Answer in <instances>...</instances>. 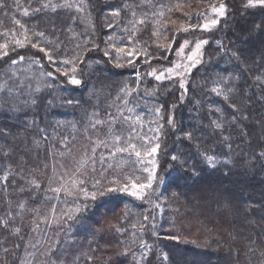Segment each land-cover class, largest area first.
Wrapping results in <instances>:
<instances>
[{
	"label": "snow or ice",
	"instance_id": "snow-or-ice-1",
	"mask_svg": "<svg viewBox=\"0 0 264 264\" xmlns=\"http://www.w3.org/2000/svg\"><path fill=\"white\" fill-rule=\"evenodd\" d=\"M144 4L149 5V7H155L153 0H141L140 5L134 6L132 4H125L123 8L109 6L106 9H102V15H105V20L107 21L106 26L111 29L115 25L109 20V16L114 20L117 18H123L121 16L122 11H128L131 14V19L127 22L133 26L145 24L149 22L148 12L142 11L137 13L136 7H141ZM89 4L86 0H28L27 6H24L21 0H12L11 4H8L6 0H0V12L3 15L8 16L9 12L13 13L12 21L16 25V29L7 30L4 34L11 33L12 40L14 42V47H9V43L0 44V60L4 61L5 65L8 67L0 72V117L3 118L7 123H0V171L3 175L0 176L2 180L3 192L8 195L9 200L7 203H11L10 197L12 193H18L21 197L27 194V200L19 205L21 212L25 210H30L33 219L29 232L37 233V238L32 240H27L24 237L21 239L24 241L25 248V258L19 260V264H69L67 260V254L61 250V240L58 239L60 233L63 231V224L67 221L76 220L80 222L84 217L80 216L82 209H86V204L75 205L68 211H64L57 215L56 213V203H51L52 201L67 203L66 199L61 201L62 197H75L79 199L80 193H83L85 199L95 200L97 195L103 196L105 192H113L118 188L120 191L127 192L130 196H134L139 200H145V197L149 201L152 200L155 193L153 185L157 183V169L159 167L157 161L153 158L148 161L152 165L151 168L145 167L144 172L147 173V177L143 182L140 181L139 177L132 179L131 177H126L127 182H121L116 179L108 181V185H102L100 179H94L92 187L95 191L89 193L85 185L88 183L90 173L87 169L91 165V173H97L103 176L106 169L103 167L107 158L115 156L117 153L127 152L129 155L134 154L137 158L143 160V157H155L161 148V143L159 142L160 136L166 134L165 124H167L172 131H176L175 123V112L174 107L168 115L167 119L164 120L162 111L164 110V105L161 104L154 110V115L158 118L153 123L157 124L155 129V136L153 137L157 142L154 146L151 145L152 139L149 137H143L146 144H141L138 146L136 143L132 142L133 136L136 133V128L133 125V113L135 121H141V114L135 112V108L138 105L133 104L129 97L132 96L135 89H128L125 87L122 89L123 95H118L115 97L113 103L108 105L109 109L114 108L115 111L108 110L104 113L106 118H101V109L97 106H93L91 112L85 110L84 119L87 121L84 124V132L90 141L91 154L82 158L77 167L74 170H63L65 168L63 163L59 165L53 164L51 168V175L47 177V183L44 184L40 181L37 176V172L46 171L49 167L47 163H43L41 166V152L40 149L44 145L51 147V136L47 127H41V119L35 115V111L39 110L40 104L42 102V96L40 95L43 89L51 88L53 85L48 81V77L53 80L59 79L55 76L53 72H41L40 76L45 77V79L40 80L35 77L21 78L17 74L16 65L21 64L25 61L27 54H21L17 52L18 48H30L35 49L36 52L41 53L42 56L36 57L35 54L30 57V63H35L43 68L42 61L47 60L51 65L54 66L55 72L59 73V76L65 78V82L72 86H81L84 81L82 76H78L83 72V69L79 68V65L84 63V55L88 51H92L94 48H98L99 45L94 41H85L83 44H77L76 51L72 58L59 59V55L62 52L59 41V37L56 33L62 31V29L57 27V19L59 17V10H75L77 14L84 12ZM161 8L164 5H160ZM212 16L208 18L205 23L189 25L188 27H182V30L187 32L189 28L195 30V28H200L203 31H211L220 24L221 18L225 20L227 24L229 20L237 14V9H233L229 12L230 5L225 2V0H218L216 4L210 5ZM261 9L264 11V0H240V5L238 9V14L241 18L254 15L252 10ZM19 10L21 15L29 18H36V22L32 27H28L21 20L16 19L14 13ZM172 9L169 8V11ZM51 13L52 16L48 17ZM91 13H89V16ZM159 16H163V12L158 13ZM47 17V27L42 30L39 27V22L42 18ZM83 20L81 16H69L71 23H75L77 19ZM175 23V21H172ZM237 23L238 33L236 34L231 46H225L222 42L217 41V47L223 49L225 54H229L230 59L234 62H241L245 67H259L264 68V19L259 21L252 20L246 22L245 25H239L237 21H232ZM250 25V26H249ZM70 27V25H66ZM19 29V33H17ZM127 31V29H125ZM134 31L131 35H134ZM154 35L158 33L154 32ZM48 35H52L55 39H48ZM19 37V38H18ZM35 37V39H33ZM109 40L112 39L110 36ZM166 39V37H165ZM256 42H259V47L254 48ZM131 43V39H129ZM175 39L169 41L166 45H160L161 48L167 53L172 49ZM107 44V41H105ZM209 40L201 38L194 42V48L190 51V54L185 53V49L189 45V41L185 39L181 45L176 48L175 54L179 56H186L188 63L180 64L175 63L174 67H169L165 72L157 74L155 70H152L149 75L153 76L156 80L172 79L174 72L177 69H182L181 72H176L179 77L177 80L178 88L180 91V103H184V98L187 95L186 77L190 76V69L196 67L198 64L202 63V48L204 45H208ZM235 45H246L247 47H235ZM118 53H125L128 57L127 62L129 64H134L135 61L131 59L132 57L139 58V54L135 49L130 51H125L124 47L116 48ZM254 52V54H253ZM11 53H16L15 57L11 56ZM145 57H148L146 51L143 52ZM104 56L111 59V54L109 51L104 50ZM247 57V58H246ZM8 58V59H5ZM166 59L167 56L161 57ZM100 61H96L99 63ZM145 63L149 60L146 58ZM71 65V67H65ZM116 66H121L117 62ZM90 67V64H89ZM140 79V74L137 72V80ZM234 79H239V77H224L222 81H215L217 86L210 89L218 97H222L224 101L228 103V107L231 109L230 112L225 113L222 109H215L214 111L218 113L207 127L211 128L212 134L216 136L217 140L227 149L225 155L230 156L233 151V136L232 132L239 129V141L236 142V148H240V144L246 143L249 148L253 147V135L249 130L247 125H241L242 121H248L253 125L254 130H258L257 139L260 141L259 149L254 152H246L241 159L243 165V173L248 174L252 172L254 175L264 174V114L261 110H264V74L256 73L253 76V82L260 87L259 93L249 94L246 91V87H239L234 84ZM221 83L227 85L226 88L219 86ZM234 87L239 89L240 102L229 95L233 93ZM56 99H48L46 101V107L51 108L55 105ZM61 103L64 105L76 106L81 105V101L74 100L70 97L62 98ZM132 105L129 107V105ZM200 102L197 101V105ZM254 105L258 106L257 110L254 112ZM198 110V109H197ZM209 111L212 112L213 109L209 107ZM163 121V122H161ZM117 125L129 127V133L127 137H124L121 132L117 129ZM75 127V124H73ZM100 128H106L103 133V138L97 137L93 138L91 133L98 132ZM152 131V129H149ZM74 139V138H73ZM177 139H187L192 142L195 139L194 131H183L181 130ZM60 143L63 148L69 147V140L67 137H61ZM199 142L197 141V145ZM104 147L108 150V156L106 157L103 153L100 155L99 159L96 156L97 148ZM44 151L47 153L48 148ZM71 149H69V152ZM243 151V149H241ZM201 158L212 168H217L218 166H224L227 171L224 172L225 176H228L232 172V167L235 166L234 161L230 158L219 159L214 154H208L206 151H201ZM55 153H52V158L55 159ZM60 156L64 153L60 152ZM173 161H178L185 168L187 167V161L181 160L177 155L173 154L171 156ZM32 160L33 163H29ZM100 163L101 168L99 171L96 168V164ZM111 167V165H109ZM259 168V172H255L256 168ZM193 174H198L195 169H193ZM12 178L13 183L9 184V179ZM260 183L264 185V180ZM115 186V187H114ZM11 188V192L9 189ZM153 190V191H149ZM43 193V195H41ZM51 193V195H48ZM175 195V193H173ZM260 199H252L243 201L244 207H240L235 201L232 193L223 192L219 194L216 198V203L219 207V211L224 213L226 216H243V223L240 225V231L249 233L244 239L247 240L249 245L246 248L248 254H255L259 259V264H264V192L260 194ZM44 200L49 203L50 209L41 216L40 207L35 206V204L29 209L28 202ZM156 208H160L159 204H154ZM20 213H14L8 211L4 217H0V228L7 231H11L13 234L20 237L23 229L21 227L15 226L16 216ZM144 220L149 221L150 217L145 216ZM155 218H151L152 228H156ZM233 223L235 220L233 219ZM56 225L53 228V225ZM43 226V227H42ZM144 227V225H142ZM52 232V236L49 240L52 242L45 241L44 237L48 235V232ZM70 231V229H69ZM117 231H121L117 229ZM155 234V233H154ZM254 237V238H252ZM175 239H178L176 237ZM233 239H236L233 236ZM252 245H255L254 247ZM21 244L14 245L13 252L21 248ZM143 247L151 251V245L143 244ZM32 249V251H28ZM9 249H5L8 252ZM230 252L233 249L230 247ZM130 253L129 248H124L121 251H117L115 255L117 257H128ZM235 254L239 256V251L235 250ZM134 257V253H133ZM78 259V257H77ZM91 259V257H89ZM141 261L145 264H150L148 258V252H141ZM163 260H168V255L163 254ZM139 264V262H135Z\"/></svg>",
	"mask_w": 264,
	"mask_h": 264
},
{
	"label": "rangeland",
	"instance_id": "rangeland-1",
	"mask_svg": "<svg viewBox=\"0 0 264 264\" xmlns=\"http://www.w3.org/2000/svg\"><path fill=\"white\" fill-rule=\"evenodd\" d=\"M95 6L91 0H86L89 4V7L84 10V12L77 14L75 10H71L70 12L67 10H59V17L56 21L57 27L62 29L56 33V36L59 37V41L62 42L60 47L62 52L59 55V59L65 58H72L76 51L79 49L76 48L77 44H83L85 41H94L96 44L99 45L98 48H94L92 51L89 52V56L92 58L94 54L101 50L104 53V50H107L111 54V59H108L107 63L99 62L97 59H91L85 63V67L79 65L80 69H83L81 74L78 76H82L83 81L88 79L87 68H94L97 66L100 72H104V75L109 76L110 68L107 65H110L111 69L113 70H131L134 72L126 73L124 76H118L117 79H113V85H108L105 88V91L100 92L98 89L94 88L92 85L88 88L85 87L86 91L82 94L83 98L80 99L79 96H73L72 99L81 101V105L79 107L64 105L61 103L62 98H68L69 90L74 89L78 92H81L84 89V83L81 86H72L65 82V78L63 76H59V73L55 72V68L51 65L46 59L42 61L43 68L35 63H30V59L27 60V64H17L16 70L17 74L23 79L26 77H35L37 79L43 80L45 77L40 76L41 72H53L55 76H58L59 79L53 80L51 77H48V81L53 85L51 88L43 89L42 99L44 101V106L46 105V101L48 99H56V103L54 107L57 108V112L50 115V119L45 121V123L49 122L53 125V130L48 129L51 135V147L48 145L45 148H48L47 159L42 160L41 157V165L43 163H47L49 165L48 169L43 172H38L40 176L44 179L45 184L47 183V177L51 175V168L53 164L59 165L63 163L65 168L63 170H74L77 167L78 162L85 158L87 155L91 154V145L90 141L87 138L84 132V124L87 122L84 119L85 110L91 112L93 106H97L101 109V118H106L104 113L108 110L115 111L114 108L109 109L108 105L113 103L115 97L118 95H123L122 89L127 87L128 89H135L136 91L133 92L132 96L129 99L132 101L133 104L138 105L135 108V112L141 114V121L137 122L134 119L133 113V125L136 128V133L133 136L132 142L136 143L138 146L141 144H146L143 137H149L152 139L151 145L146 146H154L157 142L153 137L155 136V129L157 127L156 121L158 118L154 115L153 111L155 108L160 106L158 103V94L165 95L171 91L172 94H176V97H179L180 101V89L178 88L177 80L179 77L176 75V72H181L182 69H177L176 72L173 74L172 79H164L156 80L153 76L149 75L152 70H155L157 74L161 72H165L166 69L169 67H174L175 63L185 64L188 63L186 60V56H177L175 54L176 48L178 45H181L185 39L189 41L188 47L185 49L186 54H190V51L194 48V42L205 38V34L214 31L216 28H213L211 31H203L200 28H189L187 32L182 30V27H188L189 25H196V24H203L206 22L208 18H211L212 12L210 5L216 4L212 3L210 5L204 6V8L195 14L196 18L192 24L188 23V20L185 17H181L180 20H173L175 23L165 20L164 17L168 13L173 12V10L178 9L184 0H153V4L155 7H149V5L144 4L141 7H136L137 13H141L142 11L148 12L149 22L145 24L137 23L135 25V29L131 24H128V20L131 19V14L128 11H122L121 18L112 19L110 16L108 17L109 20L115 25V27L109 29L106 24L107 21L105 20V15H108L105 12L102 15L101 10L106 9L109 6L112 7H121L127 3L132 4L134 6L140 5L141 0H94ZM12 3V0H10ZM24 6H27L28 0H21ZM57 2H61V0H57ZM160 5H164L163 8ZM169 8L172 10L169 11ZM159 12H165L163 16H159ZM179 15L183 14V9H180ZM89 13L91 15L89 16ZM101 16V25H102V42L97 43L95 38L90 39V33L93 32L95 15ZM186 14V13H184ZM13 13L10 14L12 18ZM15 18L21 20L23 23L28 25V27H32L33 24L36 22L26 23V17L21 15V12L17 10L15 13ZM188 16V14H186ZM52 16V14H50ZM69 16H81L84 19H77L75 23H71ZM223 19V18H221ZM70 25V27L66 26ZM11 29H16L12 27ZM42 30L46 28L41 27ZM127 29V31L125 30ZM134 31V35L131 33ZM156 32L158 35H154L153 33ZM17 33H19V29H17ZM95 33V32H94ZM112 37L109 40V37ZM166 37V39H165ZM19 38V37H18ZM48 39H55L54 36L48 35ZM35 39V37H33ZM129 39H131V43H129ZM175 39V43L172 46L170 52H165L160 45H166L169 41ZM107 41V44H105ZM9 43V47H14V42L12 40L11 33L2 34L0 35V44ZM177 44L176 47L174 45ZM206 45L202 48L203 50ZM124 47L125 51H130L135 49L138 54L139 58L132 57L135 61L134 64H129L127 62L128 57H126L125 53H118L116 48ZM24 49V48H18ZM146 51L148 53V57L143 55V52ZM18 52V51H17ZM31 54H35L36 57L42 56L41 53L36 52L35 49H31ZM87 52V53H88ZM12 54V53H11ZM27 55V57H32V55ZM167 56L166 59H162L161 57ZM170 56V57H169ZM148 59L149 62L145 63L144 60ZM2 60H0L1 62ZM159 61V62H157ZM3 62V61H2ZM117 62L121 66H116ZM82 66V67H81ZM199 66L193 67L190 69V73L192 74L193 71ZM8 67V65L4 66L2 72ZM71 67V65L65 66ZM86 68V69H84ZM35 69V70H34ZM142 69V70H141ZM1 70V69H0ZM1 72V71H0ZM137 72L140 74V79L137 80ZM120 77V78H119ZM190 76L186 77V85L188 83V79ZM62 81V82H61ZM151 83V85L149 84ZM56 83V84H55ZM166 86V87H165ZM65 87V89H64ZM69 88L67 91L66 88ZM165 87V89L163 88ZM62 88L64 89L65 94L62 92ZM46 95V98L44 96ZM132 105L130 104L129 107ZM174 104L164 106V110L162 111L163 117L167 119L168 115L170 114L171 110L173 109ZM45 109L47 107L45 106ZM176 109V106L174 107ZM45 113L50 114V110H45ZM163 122V121H161ZM75 124V127H73ZM117 129L121 132L124 137L128 136L129 127L127 125L116 126ZM152 129L150 131L149 129ZM171 128L165 124V132L166 134L160 136L159 142L161 143V148L156 154L155 157H143V160L137 158L134 154L129 155L127 152L125 153H117L115 156L109 157L106 159L103 167L106 169L104 171L103 176L98 175L97 173H91V165L87 169L88 173H90L91 178L85 177L88 179V183L85 187L88 189L89 193L95 191L92 187L93 178L100 179L102 181V185L107 186L108 181L112 179H116L121 182H127L126 177H131L135 179L136 177L140 178V181L143 182L144 179L147 177V173L143 171L145 167L151 168L152 165L148 163L149 160L155 159L159 165L157 169V176L158 181L156 184L153 185V189L157 195L152 196V200L149 201L147 197L145 200H139L134 196H130L127 192L120 191L119 188L113 192H105L103 196L97 195L95 200L85 199L83 193H80L79 199L75 197H62L61 201L65 200L67 203L52 201L51 203H56V213L59 215L64 211H68L70 208H73L75 205L86 204L87 208L82 209L80 212V216L84 217L83 220L77 222L76 220L67 221V223L63 224V231L60 233L58 239L61 240V250L67 254V260L70 262L78 253L79 246L76 247L74 244L75 239L80 236L82 233H90L91 236L97 239V236L102 235L103 241L102 249L105 250L106 247L109 246L113 247L114 249H119L118 251L123 250L124 248H129L130 253L129 256L124 259L127 264H135V262H139V264H144V261H141V252H148V257L152 255L154 251H156V258L159 264H166V261L163 260V251L155 249L150 243H146L147 245H151V251L143 247L144 237L148 233H153L155 230H166L173 233V218L170 214L169 210L170 207L167 206L168 202L164 199V194L162 195L161 189L165 185V172L161 170L162 165V157L163 154L166 153V137L170 133ZM65 131V132H64ZM106 131V128H100L98 132H92L91 135L93 138L97 137L98 135L100 138H103V133ZM61 134L64 137H67L69 140V147L63 148L60 139ZM74 138V139H73ZM69 149L71 151L69 152ZM63 152L64 155L60 156L59 153ZM52 153H55V159L52 158ZM104 154L106 157L108 156V150L104 147H98L96 156L99 159L101 154ZM33 163V162H31ZM30 163V164H31ZM111 165V167H109ZM96 168L99 171L101 168V164L97 163ZM166 168H164L165 170ZM167 171V170H166ZM3 175V174H2ZM1 175V176H2ZM115 187V186H114ZM150 192L153 190H149ZM48 195H51L49 193ZM119 203V209L116 211L114 208V204ZM154 204H159L160 208H156ZM144 205V207L140 210L139 207ZM50 209V205L46 202L45 209H40L41 216L48 212ZM172 210V209H171ZM116 211L121 213L119 217L114 216L112 217V213ZM21 212V210H20ZM145 216H149L150 220H144ZM155 218L156 228H152L151 218ZM144 225V227H142ZM43 227V226H42ZM56 225H53L55 228ZM70 229V231H69ZM120 229L121 231H117ZM177 235V233L175 234ZM52 236V232L49 231L48 235L44 237L45 241L52 242L49 240V237ZM37 233L31 232L30 237L28 240H32L33 238H37ZM181 238V237H180ZM176 239L177 241L185 242L183 237L182 239ZM94 244H97L96 242ZM95 246L93 247V249ZM32 249H28V251ZM80 250V249H79ZM81 251V250H80ZM160 251V252H159ZM117 252V250H116ZM134 253V257H133ZM73 254V255H72ZM81 255L86 257V261L89 262L90 252L81 251ZM125 258V257H124Z\"/></svg>",
	"mask_w": 264,
	"mask_h": 264
},
{
	"label": "trees",
	"instance_id": "trees-1",
	"mask_svg": "<svg viewBox=\"0 0 264 264\" xmlns=\"http://www.w3.org/2000/svg\"><path fill=\"white\" fill-rule=\"evenodd\" d=\"M95 6V1L91 0ZM8 4H11L10 0H6ZM218 2V0H184L182 5L173 10V12L165 15L164 19L173 21L180 20L181 17H185L188 23L192 24L195 21V14L200 12L204 6L210 5L212 3ZM226 3L230 5L229 12L231 13L233 9H237V14L232 17L226 24L224 19L220 20V24L217 28L209 33L205 34V39L209 40V44L205 46L202 54V63L193 71L190 75L187 83V95L184 98V103H180L179 97L176 94L165 92V95L158 94V104H163L164 106H169L174 104L176 109L175 112V123L176 131L170 130V133L166 137V153L162 157L161 170L165 172V185L161 189L162 195L164 194V199L168 202L167 206L170 207L169 212L173 218V233L166 230H155L153 233H148L144 237L145 243H150L155 249L161 250L168 255V260L166 264H259V259L255 254H248L246 248L249 246L247 240L244 239L249 233L240 231V225L243 223V216H226L224 213L219 211V207L216 203V198L219 194L227 191L232 193L235 201L242 208L244 207L243 201L249 200V198L259 200L260 194L264 192V185L260 183L264 180V174L254 175L252 172L248 174L243 173V165L241 163L242 157L246 152H254L259 149L260 141L257 139L258 130L253 129V125L248 121H242L241 125H247L249 130L253 135V147L249 148L246 143L240 144V148H236V142L239 141V129L232 132L233 136V151L230 156L225 155L227 149L217 140L216 136L212 134L211 128L207 127L211 119L218 115L214 110L219 108L225 111V113L230 112L231 109L228 107V103L223 100L222 97L216 96L210 91L214 86L215 81H222V78L231 76L233 78L239 77V79H234V84L239 87H246V91L249 94L255 92L259 93L260 87L253 82V76L256 73L264 74V68L259 67H245L241 62H234L230 59L229 54H225L223 49L217 47V41L223 43V45L231 46L236 34L238 33L237 23L232 21H237L239 25H245L246 22L252 20L264 19V11L257 8L252 10L254 15L241 18L238 14V9L240 5V0H225ZM183 9V14L179 15V10ZM12 12H9L8 16L3 15L0 12V35L4 34L7 30L15 27L10 16ZM188 14V16L186 14ZM51 13L48 14V17ZM165 14V12H164ZM95 15L93 32L90 33V39L95 38L97 43L102 42V25L101 16ZM194 16V21H193ZM36 18L26 17V23L35 22ZM67 25V24H66ZM250 26V25H249ZM39 27H47V17L42 18L39 22ZM95 32V33H94ZM177 44L174 45L176 47ZM235 47H247L246 45H235ZM259 47V42H256L254 48ZM18 53L30 55L31 49L24 48L17 50ZM254 54V52H253ZM32 55V54H31ZM12 57L16 56V53L11 54ZM170 57V56H169ZM30 57L26 56L23 64H27V60ZM93 59L102 61L104 63L108 62L107 57L101 50H98ZM89 56V52L83 57L84 63L80 64L85 67V63L92 59ZM247 58V57H246ZM8 59V58H5ZM92 59V60H93ZM3 61V60H2ZM0 62V71L4 69V61ZM159 62V61H157ZM81 66V67H82ZM99 65H96V67ZM109 76L104 75V72L99 73V68H87L88 79L84 80V89L91 85L98 89L100 92L105 91L108 85H113V79H117L118 76H124L126 73H131V70H113L110 65ZM86 69V68H84ZM35 70V69H34ZM142 70V69H141ZM120 78V77H119ZM62 82V81H61ZM56 84V83H55ZM151 85V83L149 82ZM219 86L226 88L227 85L221 83ZM166 87V86H165ZM165 87H163L165 89ZM65 89V87H64ZM62 92L65 94L67 91ZM86 91L83 90L78 92L77 90H69V97L79 96L80 99L83 98L82 94ZM82 93V94H81ZM236 102H240L239 89L234 87L233 93H229ZM46 98V95L44 96ZM44 101L40 104L39 110L35 111L42 123L41 127H47L53 130V125L49 122L45 123L50 119V115L57 112V106L45 109ZM197 101L200 102L197 105ZM209 107L213 109L212 112L209 111ZM258 106L254 105V112L257 110ZM198 109V110H197ZM45 110H50L49 113H45ZM55 112V113H54ZM264 114V110H261ZM165 119V116H164ZM0 123H7L2 117H0ZM183 131H194L195 139L189 142L187 139H177L178 133ZM65 132V131H64ZM51 136V135H50ZM61 137H64L61 134ZM197 141L199 144L197 145ZM52 142V140H51ZM44 145L41 149L42 160L47 159V154L44 151ZM243 149V151H241ZM201 151H206L208 154H214L219 159L230 158L234 161L235 166L232 167V172L228 176L224 175L227 168L224 166H218L217 168H212L209 166L200 156ZM175 154L181 160L187 161V167L182 166L178 161H173L171 156ZM33 162L32 160L29 163ZM42 162V161H41ZM42 166V165H41ZM164 168H166L164 170ZM193 169L196 170L198 174H193ZM167 170V171H166ZM255 172H259V168L255 169ZM3 174L0 171V176ZM37 176L40 181L44 182L42 176L37 172ZM13 183L12 178L9 179V184ZM0 185H2V180H0ZM11 192V188L9 189ZM175 193V195H173ZM43 195V193H41ZM9 200L7 194H5L0 188V217H4L8 211L14 213H20L16 216L15 226L21 227L23 231L20 237L13 234L11 231H7L0 228V264H19V260L25 258V248L23 246L24 241L21 237L29 239L33 215L30 210H25L20 212L19 205L27 200V194L21 197L18 193H12L10 200L11 203H7ZM40 207V209H45L46 201H29L28 208L30 209L33 205ZM116 211L120 208L119 203L114 204ZM144 205L140 206L141 210ZM172 209V210H171ZM114 211L112 217H119L121 213ZM121 210L119 209V212ZM233 219L235 223H233ZM155 233V234H154ZM177 233V235H175ZM233 236L236 239H233ZM186 240L185 242L177 241L175 238ZM39 237H37L38 239ZM254 238V237H252ZM91 236L90 233L85 232L78 236L74 244L79 246L78 253H75L74 257L69 262V264H127L124 257H117L115 255L116 250L113 247H106L105 250L102 249L103 236ZM97 244H94V243ZM21 244V248L13 252L14 245ZM95 248L93 249V247ZM253 247L255 245H252ZM230 247L233 249L232 252L229 251ZM5 249H9L5 252ZM86 253L90 252L91 259L87 262L86 257L81 255V251ZM235 250L239 251V256L235 254ZM30 251V250H29ZM32 251V250H31ZM156 251L150 255V264H159L156 258ZM160 252V251H159ZM73 255V254H72ZM156 255V256H155ZM78 257V259H77ZM145 264V262H144ZM162 264V262L160 263Z\"/></svg>",
	"mask_w": 264,
	"mask_h": 264
}]
</instances>
